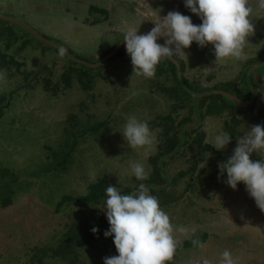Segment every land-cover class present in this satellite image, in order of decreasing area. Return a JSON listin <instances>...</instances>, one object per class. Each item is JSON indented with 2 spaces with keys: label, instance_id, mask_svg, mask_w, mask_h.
<instances>
[{
  "label": "rangeland",
  "instance_id": "rangeland-1",
  "mask_svg": "<svg viewBox=\"0 0 264 264\" xmlns=\"http://www.w3.org/2000/svg\"><path fill=\"white\" fill-rule=\"evenodd\" d=\"M249 6L253 8L249 19L254 24V33L247 38L245 59L215 63L211 45L199 48L193 43L184 50L187 61L182 57L174 58L183 65L181 80L202 89L217 87L221 89L218 91L224 90L222 92L230 91V83L241 85L245 68L254 67L253 61L264 59V9L259 7L258 0H249ZM138 8L147 10L153 21L158 15L164 17L172 11L190 16L193 24L201 23L184 7L183 0H0V15L22 22L38 35L62 46L73 58L89 65L97 64L107 50L118 46L130 28L137 29L138 34H146L154 27L153 23L143 22L136 15ZM15 30L22 43L8 54L22 66L19 71L13 66L2 69L6 80L0 83V93L7 95L25 86L33 78L25 83V77L34 76L39 70L52 74L49 77L40 75L27 88L14 94L0 120V168L11 170L21 184L33 183L16 196L11 206L0 208V264H40L36 260L39 253L42 264H69L52 256L48 250H54L67 231L78 226L81 220L91 216L97 220L106 217L102 210L105 200L99 204L80 200L88 194L89 187L106 177L110 186L121 188L122 192L129 187L138 190L137 185L143 181L130 175V163L141 161L151 168L150 158L158 153L157 145L161 143L158 139L154 151L127 147L120 132L128 117L135 116L149 123L158 116L168 115L174 119L171 135L179 132L183 141L177 151L165 157L162 167L169 180H178L174 186L165 183L158 187L177 198L163 210L174 229L189 230L185 233L174 231L180 243L208 235L204 248L181 251L175 254L172 264H202L203 258L209 264H220L225 250L231 252L234 264H264V212L256 207L242 183L232 190L225 183L226 174L221 176L218 167L231 157L238 141L230 137L231 142L225 149L213 148L221 157L203 152L202 147L184 145L187 139H196L200 133L204 135V143L212 147L213 136L226 132L227 125H234L233 115L205 117L195 103L194 113L186 108L173 112L176 102L168 100L155 84L162 81L165 86H173V80L134 76L125 46L119 50H122L121 55L90 69L74 63L55 48L41 45L44 43L30 34ZM158 43L163 44L164 40ZM259 71L252 73L257 83L263 82ZM67 74L71 86L64 88L62 78L65 80ZM81 80L84 85L90 80V89L83 87ZM46 82L58 86V91L47 92ZM241 88L237 86L236 90ZM183 89L188 91L186 87ZM257 95L256 101L243 107L254 104L256 109L264 108V83L257 89ZM240 113L238 119H243L250 110ZM72 115L81 118L90 115L96 123L102 122L97 135L85 134L74 149L75 162L80 167L76 164L58 177L54 176L55 172L38 179L27 177L51 163V152L63 142V129ZM188 117L191 124L180 129V123ZM255 125H264V122L243 124L236 131L243 136ZM188 131L195 132L189 134ZM158 133L156 131V137ZM199 154L203 155L204 162H199L196 171L190 173L192 159ZM250 159L258 161L261 157L253 153ZM180 173L185 175L180 177ZM64 197L69 200L58 210ZM116 255L113 237H107L92 248H82L76 262L103 264L104 258Z\"/></svg>",
  "mask_w": 264,
  "mask_h": 264
},
{
  "label": "clouds",
  "instance_id": "clouds-1",
  "mask_svg": "<svg viewBox=\"0 0 264 264\" xmlns=\"http://www.w3.org/2000/svg\"><path fill=\"white\" fill-rule=\"evenodd\" d=\"M183 2L184 7L200 19L199 25L193 24L190 16L180 12L170 11L164 17L158 15V19L153 21L149 19L147 10H136V15L143 22H151L154 27L146 34H138L137 29L130 28L122 39L134 76L154 78L157 65L163 59L174 61V58L182 57L187 61L184 50L193 43L199 48L211 45L215 63L226 59H245L247 38L254 33V24L249 19L253 12L249 0ZM258 5L264 9V0H258ZM161 39L163 44L158 43ZM5 80V73L0 70V83ZM156 131L149 127L146 120L130 116L120 134L131 150L148 152L154 151L158 143ZM212 139V148L217 151L225 149L231 142L228 132H218ZM253 153L261 159H250ZM218 167L221 176L226 174L225 183L232 190L242 183L256 207L264 212V125L252 126L238 139L231 157ZM150 173L151 168L144 162L130 163V175L137 181L148 180ZM105 196L102 210L109 228L104 236L113 237L118 255L104 258L103 264H169L180 244L174 231L185 233L189 230L184 227L174 229L169 215L161 208L158 198L150 193L149 187L140 183L137 191L123 194L121 188L108 186ZM97 231V228L92 229L93 233ZM191 231L195 233L194 228ZM192 244L204 248L198 239L192 240ZM202 264H209V261L203 258ZM220 264H234L230 251L225 250L221 254Z\"/></svg>",
  "mask_w": 264,
  "mask_h": 264
},
{
  "label": "trees",
  "instance_id": "trees-1",
  "mask_svg": "<svg viewBox=\"0 0 264 264\" xmlns=\"http://www.w3.org/2000/svg\"><path fill=\"white\" fill-rule=\"evenodd\" d=\"M1 22L2 24H0V70L6 68L9 69L10 66L11 67L13 66L14 68H17V71H19L22 64L15 62V60H13V57H11L8 53L19 43H22L21 42L22 38H19L16 35L15 29H19L25 35H29V34L20 27L12 23L0 19V23ZM41 45L46 46L45 44H41ZM47 48H51V47L48 46ZM112 50L113 48L107 50L103 54L101 59L106 57ZM121 51H119L117 55L112 57V59H114L118 55H121L122 54ZM57 52L59 53V50ZM60 54L63 53L60 51ZM263 54H264V50H263ZM262 62H264V59L253 61L252 65L255 66L256 64H260ZM179 66H180V70H182L183 65L182 66L179 65ZM251 67L245 68L246 71L245 74L242 75L243 82L241 83V85L237 84V82L230 83L228 85L229 87H231V89H228L230 91H225V92L231 95L233 92H236L237 95H233L234 97L239 96L237 98L242 101H246V102L250 101L252 98V92L247 84L246 78L249 72L248 70H250ZM180 73L182 74V72ZM259 73H262L263 82L257 83L253 79H251V86L256 96L255 101L258 98L257 89L261 87L264 83V68L261 69ZM46 76L49 77V75ZM31 77H33L32 74L27 75L25 77L26 79L25 83H27L31 79ZM64 77L65 80L62 78V86L64 88H68L71 86V80L69 79L68 74L65 75ZM155 77H159V78L161 77L166 82L173 80V82L175 83V85L173 86L170 85L165 86L164 83H161L162 81L155 82L157 89L160 90L161 93L165 95L168 100L176 102L175 105H173V109H174L173 112L185 108L188 109L189 111H192L193 113L195 112L193 107L195 103L194 97L190 93H188L185 89H183L182 86L180 85V82L177 77L176 67L172 62L165 59L161 60L160 63L157 65ZM181 81L184 87H186L190 92L195 94H203L207 92L221 90L217 87L211 89H204V88L202 89V87L199 85L194 87L191 84H188L187 81L184 80L183 78ZM82 82L83 81L81 80L80 83L82 84L83 87H85L86 89H90V84H89L90 80L85 85ZM237 86H242L240 91L236 90ZM45 90L47 92L51 91L52 93H56L58 91V86L56 85L50 86V84L46 82ZM14 94L16 93L10 92L7 95L0 93V120L4 116V111L9 108V101ZM253 105L243 107L237 105L236 103L232 102L231 100L223 96L216 95V96H208L200 99L198 102V109L202 112L204 111V113L201 112L202 116L209 118L221 117L225 113H228L231 116L233 115L232 122L234 123V125L231 126L227 125L225 130L230 134L232 140L237 142L238 139L242 137L241 133L236 131L237 127L243 124L251 125L253 123L258 124L260 122H264V108L256 109ZM245 109H249L250 114L244 116L243 119H238V117L241 116L240 111ZM182 122L179 125L181 126L180 129H182L187 124H191L192 120L190 117H188L183 119ZM101 123L102 122L96 123L94 120H92L90 115H86V117L83 118L75 115L70 116L69 120L66 121L65 127L63 129L64 130L63 142L61 143V145L59 144V146H57L55 151L51 152V160H52L51 163L43 168L41 167L32 171L27 175V177L38 179L40 176L47 175L48 173L51 172H55L54 176L58 177L59 175L62 176L63 174L70 171L71 167L76 166V164L78 167H80V164L75 162L76 159H75L74 149L75 147H77L79 140L82 139L85 136V134L87 135L88 133V135H93V136L97 135L101 131L100 130L101 128L100 126L102 125ZM173 123H174V119L172 118L171 115L165 117L158 116L155 121L148 123L149 127L153 131L157 129L159 130V133L157 134L158 136L157 139L160 140L161 143L157 145L158 146L157 155L150 158L151 173L149 179L141 183L146 184L150 189V193L158 198L162 209L166 208L170 203H174L177 201V198L172 197L170 194H166L164 190L158 188L159 186L165 183L166 185L174 186L178 182L177 179L169 180L165 176L162 169V167L166 162L165 157L177 151L178 147H181V143L183 141L182 136L181 134H179V132L176 133L175 135H171L173 131V127H172ZM189 132L193 133L195 131H188V133ZM188 133L186 134V137L189 136L190 133L189 134ZM203 138L204 135L199 133L196 139H190V140L187 139L186 143L183 144L185 145V147L188 145L191 147L194 146L202 147L203 152L205 151L208 153L211 152L214 153V155H216L217 157H221V154L216 153V151L211 146L204 143ZM49 151H51V149H49ZM199 162L201 163L204 162V158L202 154H199L197 155L196 158L192 159V165L189 169L190 173H194L196 171ZM184 175L185 174L183 173L179 174L180 177ZM32 185H33L32 181H29V183L27 182L25 184H21V182L19 181V177H17V175L14 174L11 170L6 168H0V208L6 209L7 207L11 206L16 196L19 195V193L22 190H25L26 187L29 188ZM108 186L110 185L107 178L102 177L99 181H97L95 184L89 187L90 189L88 194L85 197L81 198L80 200L84 201L86 204H99L101 201H104L106 199L105 190ZM134 191H137L135 187L133 188L129 187L123 191V194H129ZM68 200H69L68 197H64L62 201L58 204V210H60ZM93 228H97L98 231L96 233H93L92 232ZM108 228L109 225L106 220V217L97 220L94 216H91L90 218L81 220L78 226H74L73 228L68 230L65 236H63V238L61 239L60 244L57 245L56 248H54V250L49 249L48 251H51L53 254L52 256L62 259V261L65 260L69 264H77L76 261L79 258V252L82 250V248H92L96 242L104 239L105 238L104 233L108 230ZM207 239H208V235L205 234L201 237V239L198 240L204 243ZM192 240L180 243L175 254L190 248H196L197 246H194L192 244ZM42 252L43 251H41V253ZM39 254L36 255V260H38L39 263L42 264V258L39 257ZM169 264H172V261H170Z\"/></svg>",
  "mask_w": 264,
  "mask_h": 264
},
{
  "label": "water",
  "instance_id": "water-1",
  "mask_svg": "<svg viewBox=\"0 0 264 264\" xmlns=\"http://www.w3.org/2000/svg\"><path fill=\"white\" fill-rule=\"evenodd\" d=\"M0 19L3 20V21H6V22H9V23H12L20 28H22L24 31H26L28 34H30L32 37L38 39L39 41H41L42 43L48 45L49 47H52V48H55L59 51H61L62 53H64L68 58L71 59V61H73L74 63H77L79 65H82V66H85V67H88V68H96V67H99L100 65H102L104 62H106L107 60H109L110 58H112L125 44H124V41L120 42L118 44V46H116L105 58H103L102 60H100L97 64H93V65H89V64H86L82 61H79L75 58H73L69 52L64 49L62 46L58 45V44H55L51 41H49L48 39L38 35L37 33H35L33 30H31L29 27H27L25 24H23L22 22L16 20V19H13V18H9V17H5V16H2L0 15ZM168 60V59H166ZM170 62H172L174 64V66L176 67V72H177V77H178V80L180 82V85L182 86V88H184V85L182 84V81H181V77H180V66L179 64L177 63V61L174 59L173 60H168ZM264 68V62L252 67L248 74H247V80H248V84H249V87L251 89V92H252V98L250 101L248 102H244L236 97H234L233 95L227 93V92H222V91H214V92H208V93H204V94H199V95H196L195 93H192L190 92L189 90L187 91L188 93H190L193 97H194V100H195V105H196V109L198 108V102L200 99L204 98V97H208V96H216V95H219V96H223L229 100H231L232 102L236 103L237 105H240V106H246V105H250L254 98H255V93L252 89V86H251V74L254 72V71H258L260 69H263ZM52 72L50 71H47V70H39L34 76L33 78L25 85V86H22L20 87L19 89H17L16 91H14L15 93H17L18 91L24 89V88H27L32 82H34L40 75H51Z\"/></svg>",
  "mask_w": 264,
  "mask_h": 264
},
{
  "label": "flooded vegetation",
  "instance_id": "flooded-vegetation-1",
  "mask_svg": "<svg viewBox=\"0 0 264 264\" xmlns=\"http://www.w3.org/2000/svg\"><path fill=\"white\" fill-rule=\"evenodd\" d=\"M125 46V45H124ZM123 46V47H124ZM64 54V53H63ZM65 55V54H64ZM102 60V59H101ZM166 60V59H165ZM83 67H85V66H83ZM88 68V67H87ZM254 73V72H253ZM253 74H251V78L250 79H253V76H252ZM256 80V79H255ZM212 92H214V91H212ZM208 93V92H207ZM255 93V92H254ZM204 94V93H203ZM256 97V96H255ZM254 100H255V98H254ZM244 102H246V101H244Z\"/></svg>",
  "mask_w": 264,
  "mask_h": 264
}]
</instances>
